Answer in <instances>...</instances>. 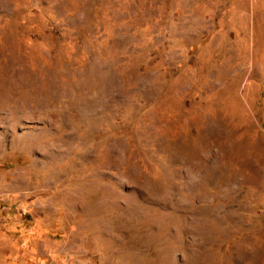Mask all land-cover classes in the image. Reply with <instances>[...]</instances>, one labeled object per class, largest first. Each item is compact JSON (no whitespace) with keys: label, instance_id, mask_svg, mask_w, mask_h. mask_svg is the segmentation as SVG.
<instances>
[{"label":"rangeland","instance_id":"rangeland-1","mask_svg":"<svg viewBox=\"0 0 264 264\" xmlns=\"http://www.w3.org/2000/svg\"><path fill=\"white\" fill-rule=\"evenodd\" d=\"M0 264H264V0H0Z\"/></svg>","mask_w":264,"mask_h":264}]
</instances>
